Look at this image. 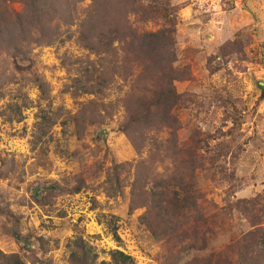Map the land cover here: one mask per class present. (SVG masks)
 Wrapping results in <instances>:
<instances>
[{"label":"rangeland","instance_id":"rangeland-1","mask_svg":"<svg viewBox=\"0 0 264 264\" xmlns=\"http://www.w3.org/2000/svg\"><path fill=\"white\" fill-rule=\"evenodd\" d=\"M131 2L166 6L173 23L158 9L143 23L131 15L139 33L165 37L126 72L116 48L115 74L95 96L76 83L87 80L86 62L102 65L75 27L37 45L22 1L0 0V251L24 264H70L81 238L93 264L109 262L111 250L133 264H239L242 244L264 253V0ZM89 3L77 4V17ZM142 77L157 99L142 91ZM170 90L175 99L148 110L146 122L127 117L132 95L158 102ZM42 115L50 128H38ZM119 165L114 192L107 182ZM133 195L153 198L167 238L139 223L146 208L129 212Z\"/></svg>","mask_w":264,"mask_h":264},{"label":"trees","instance_id":"trees-1","mask_svg":"<svg viewBox=\"0 0 264 264\" xmlns=\"http://www.w3.org/2000/svg\"><path fill=\"white\" fill-rule=\"evenodd\" d=\"M23 4V10L27 11V16H31L30 24L36 27L31 33H35L38 37L35 39L37 45L51 46L57 40L59 27H75L78 43L81 47L88 51L90 54L96 56L98 62H101L102 68L97 69L92 63L90 66H86L87 72L84 73L87 77L86 82L80 84L77 80V87L84 91V93H91L95 96H100L109 86V80L112 79L115 74L112 67V61H108V58L112 56V53L119 49L124 57L121 61V69L124 68L127 71L129 64L140 65V55L145 52L146 49L152 47L154 43L165 37V32H142L139 33L136 28L133 27V22L139 23L146 22L147 16L152 11L163 13L162 17L171 24L173 18L169 15L166 6H161L155 9L151 5H147L146 8L140 6L134 9L131 0H90V3L80 10V16L77 17V4L83 0H21ZM131 15H135L136 20H130ZM169 32V30H167ZM117 48V49H116ZM107 58V60H106ZM105 62V63H103ZM141 80L144 84L142 91L144 93L152 94L155 99L158 98L156 90H148L147 83L150 82L147 78L142 77ZM137 80L138 77H137ZM37 89L41 94H45V84L38 78H35ZM91 82V83H90ZM140 82V80L138 81ZM90 83V84H89ZM141 91L139 96H134L132 102L127 103L125 109L127 111V117L144 121L148 116L147 111L151 108L164 106L165 100L173 101L176 97V93L173 90L167 91L166 94L160 95L159 101H151ZM93 103V102H92ZM95 106L99 104L93 103ZM93 113L90 116L95 115V109L92 105L90 107ZM102 109L106 108L104 105ZM85 121V120H84ZM146 122V121H144ZM38 128H50L53 122L45 115L41 116ZM75 124H78V118L75 116ZM128 129V128H127ZM126 131V128H123ZM142 136V133L140 137ZM134 137V136H133ZM133 142V141H132ZM133 144L141 149V140L139 143L133 142ZM122 166H115L113 168V176L107 182L112 191L121 190V180L118 174V169ZM138 181V178H136ZM57 188V186H54ZM153 198L151 197V203L146 199V202L141 197L132 196L129 203V212L134 209L144 207L146 210L143 215L139 217V223L150 232L154 238L168 237V231L165 228L162 220L156 216L153 212ZM171 205L175 206V201H171ZM179 208V207H177ZM152 212H151V211ZM115 218L109 221V231L115 241H118L117 228L115 226ZM256 232L246 233L242 239L243 242H251L256 236ZM17 237V234H15ZM166 237V238H167ZM262 241L259 242V246L262 245ZM69 252L70 264H93L96 255L91 252V248L81 238H77L73 241ZM110 261H101L99 264H133L131 256L125 254L119 250H111L108 252ZM238 262L239 264H264V253H253L251 245L242 244L238 249ZM0 264H24V261L18 254H5L0 251ZM168 264V262L164 263Z\"/></svg>","mask_w":264,"mask_h":264}]
</instances>
